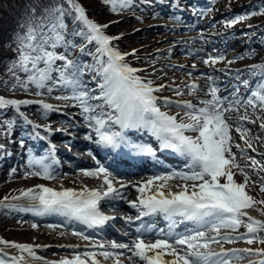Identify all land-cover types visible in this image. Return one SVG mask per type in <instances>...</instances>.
<instances>
[{"label":"snow or ice","instance_id":"6c2138e0","mask_svg":"<svg viewBox=\"0 0 264 264\" xmlns=\"http://www.w3.org/2000/svg\"><path fill=\"white\" fill-rule=\"evenodd\" d=\"M103 2L110 5V10L113 12L126 9L131 4V0H103ZM29 15L30 19L26 21L23 32L17 34L15 41L18 58L13 68L27 76L26 80L20 82V87L27 90L29 85H34L38 90L37 95L42 94L39 91L42 89L51 93L56 86L70 89L71 96L56 98L72 99L78 103L82 112L86 114L85 120L93 127L98 137L96 141L98 145L110 148L124 145L135 150L138 155L155 157L157 149L150 145L133 144L123 134L124 130L128 129H146L155 137L159 150L171 151L185 160L186 171H172L169 174L151 177L137 187L136 190L140 193L137 201L129 202L131 207L138 209L137 220L143 216L162 214L164 219L171 222L169 231L153 232V229L141 225L136 228L137 236L131 246L113 241L111 247L127 249L131 253L127 259L132 261V264H232L233 259L240 260L249 255L259 257L256 261L249 260V264H264V248L225 249L223 247V242L235 243L240 240L249 245L264 244V220L255 219L245 211L256 204H264V200L256 201L246 191L250 178L236 163V153L232 151L230 134L233 121L230 115H226L231 112L239 113L240 108L243 107L244 112L237 116V120L255 123L256 121L248 114L249 108L252 109L253 115L259 110L262 115L257 116V119H264V65L249 66L248 72L257 79L252 84L247 79L242 81L249 90V94L245 97L236 95L239 89L235 87L231 99L229 96L220 95L216 81L208 75L210 84L206 95L211 98L200 100L201 107L190 101L178 102L177 106L184 110V116L178 120L176 115L162 112L157 106L158 98L154 93L161 91L164 86L154 88L152 81H143L135 75L140 70L124 63L125 56L129 54H121L112 47V41L120 37L106 35L104 29L108 25H101L89 19L85 8L77 0H36L34 6L29 9ZM255 15H264V7L247 16H237L225 26L231 27ZM68 16L73 17L75 28H68L65 22ZM76 36L83 37L89 44L97 45L95 62L88 71L99 77L96 84L98 93L89 90L82 81L86 66L79 59L71 60L58 52L60 48L75 49L76 44L70 37ZM80 52L83 54L85 48L81 47ZM58 61L62 63L57 64ZM210 62L215 64L217 60L209 57L204 61L205 64ZM232 62L228 61L229 64ZM13 75L15 76V72ZM16 78L19 80V77ZM236 78L239 79V76ZM190 89L195 91L197 85H191ZM176 94L183 93L177 89ZM92 101L95 103H91ZM31 103L40 104L46 111L54 110L52 105L43 101L5 99L0 96V109L12 106L19 111L21 105ZM164 103L168 105L173 102L165 99ZM106 108L110 110L107 113ZM112 125H118L121 131H112ZM260 127L264 128V122ZM236 131L240 132V127H237ZM186 133L194 135H186ZM88 138L91 139V136ZM240 138L244 139V135L242 134ZM235 147L239 148V145ZM248 147H251L250 143ZM249 159L253 167L260 163L254 157ZM30 163L39 165L40 170L26 173V177L55 179L49 166L42 160H34ZM233 168L244 175L243 183L235 181ZM260 168L264 170V164H261ZM83 175L102 179L104 190L84 187L81 191L71 188L57 191L42 184L37 185L36 188L21 192V197L38 201L35 207L26 210L34 211L39 215L58 214L77 220L89 228L103 225L109 219H115L100 212V202L105 198H123L120 189L127 188L128 185L121 183L120 189L114 187L112 174L103 165L85 170ZM221 178L224 180L223 183ZM176 179L185 183L177 186L178 191H173L168 182ZM260 190L264 192V178H261ZM18 198L13 197V199ZM261 214L264 215V212ZM176 217L181 218L179 223L191 222L194 227L186 228L183 232L174 231L178 224ZM127 220L131 221L132 217H128ZM241 226L246 231L232 235L237 233ZM222 229L225 230L223 234ZM147 232H153L155 236L161 238L155 239L154 242H146L144 234ZM73 234L88 239L82 233ZM0 243L38 259L32 245L3 240H0ZM212 244L221 245L219 251L213 249ZM101 255L108 259L113 254L104 251ZM23 260V256L12 257L11 264H20ZM0 264H5V261L0 259ZM58 264H100V261L94 252L85 251L82 256L78 254L72 259H63ZM115 264L122 262L117 258Z\"/></svg>","mask_w":264,"mask_h":264},{"label":"rangeland","instance_id":"374dc122","mask_svg":"<svg viewBox=\"0 0 264 264\" xmlns=\"http://www.w3.org/2000/svg\"><path fill=\"white\" fill-rule=\"evenodd\" d=\"M135 1L136 0H131V4L128 8L122 9L119 12H114L116 13L117 17H120L122 18V20H124V26H123L124 28L119 30L120 33L118 34V37L127 39L128 44L130 45L131 53L134 52V54L129 55L131 58H133V60L129 61L130 64L137 66L138 68H135V69L140 70V73H142L143 76L147 77L149 81H152V84L161 85L162 83L167 82V81H177V79H181V81L186 80L187 77L186 75H183V68L174 66L175 63L177 64L183 63L181 62L182 60L180 58L181 57L183 58L184 55L181 54V51L178 53V49L177 51L172 52L170 50V46H172L173 44H179L181 49L185 48V46H183V43L181 41L183 39L180 40L179 38L181 36H188L189 37L188 39L190 41V39L194 37L193 35H195L197 31L189 32V31H184L183 29H181L180 31H177V32H170L169 28L172 27V25H174L170 18H163L167 26L164 25V26H161V28H158L157 30L154 29L153 31H149L148 28H150L151 26L162 25L164 22H159L158 20H155L157 19V17H150L149 14L142 11L144 6H141V8L136 7L134 4H132ZM242 3H246L247 5L251 4L252 6L257 5V4H260V5L258 7L254 6L251 9H246L245 7H243L244 12L238 11L231 18H228V16L225 17L222 15ZM261 3L264 4V0H216V6L212 10V12L218 16V19L216 20V22L223 23V26H225L228 21L234 19L237 16H241V13H243L242 15H245L249 11H252V12L258 11L260 8L264 7V5H262ZM153 16H162V15L153 14ZM263 20H264V15H255V16H251L249 21H245V22L239 21L235 25L231 27H227V28L241 31L240 28H242L245 24H247L249 26H253L250 29V31H253L256 28H258V27H255L256 25H259V26L262 25L260 22ZM168 25L170 26L168 27ZM179 25H182V24H179ZM234 36L235 34L232 35L231 38L236 42L240 36H235V37ZM77 37L78 36L70 37V39H72L73 42L76 44L75 49L66 50L64 48H60L58 52L59 54L66 55L68 59H71V60L79 59L81 63L86 66L84 69V75L82 76V79L91 80L94 77V74L92 73L91 76L87 77L85 76V73L87 74L89 72L88 68H90L95 62L94 57L96 56V50L94 51L93 47L96 48L97 45L95 43H92V45H88L86 40L83 41V39H80L79 37L78 38ZM260 41L261 40L257 39L255 43H259ZM238 46L241 47L243 45L242 43H240V45ZM81 47L85 48V52L83 54H81L80 52ZM169 51H171L172 54L170 57H167V53ZM124 60L125 62L127 61L126 59ZM192 62L193 61H188L187 64L185 63L184 65L190 66L191 68ZM60 63L62 62L60 61L57 62V64H60ZM198 65H201V64H198ZM174 71L177 72L178 76H176V73H173ZM17 75L16 77H19V80L16 77H14L13 80L10 81V85L7 88L1 86L2 87V89H0L1 96L5 97V94H9L14 97H28L27 100L29 101H43L44 103H47L53 106L55 103H57V101H55L57 100L56 97L72 95V92L70 89H66L61 86L54 87L51 93L43 89L39 90L42 94L37 95L36 92L38 90L35 88L34 85H29L27 90L20 87V82L23 80H26L27 76L26 78H20L22 75L21 74H19L18 76ZM169 78H175V80H170ZM57 87H60V89L55 91L54 89ZM161 90L162 91H158L155 93L163 97L169 94V91L172 90V88L164 86ZM162 104L164 105L165 109H168L169 107H171L170 104L168 105H165V103H162ZM53 108H55V106H53ZM74 111L78 113L76 109ZM257 113L261 114L259 110H257ZM261 122H264V119H261ZM78 123L83 124L85 126H90L89 123L81 119H79ZM254 126L255 125H253V127ZM60 128H62L64 131H67L68 133L74 136V130L71 129L70 125L60 127ZM258 131L261 132V136L257 135ZM244 132H246L245 129H244ZM250 133L253 134L252 137L255 138L252 141V145H254L259 151H263V150H260V148H258L255 145V143L258 141L264 140V128L251 129ZM242 156L249 158L247 153L242 154ZM241 161L243 162V164L241 165V168L244 167V164H246L249 168L252 167V164L248 162V160L241 159ZM261 164H264V158H262ZM232 171L234 173L235 181L237 183H243L244 175H242L241 172L236 168L232 169ZM244 171L248 174L250 178L249 185L246 188V191L248 192V194L252 196L254 200L256 201L264 200V192H261L260 185L258 184V182H254V180L261 181V178H264V176L261 174L258 175V173H254V172H257V170L251 171L250 169L249 170L246 169ZM8 173L10 172H7V173L4 172L2 175H0L2 178L0 180V196L7 194V192H9V194L12 193L11 194L12 196H17V197L21 196V192L19 191L11 192V190H12V187H15V186L21 187L20 182H22L24 178L19 177L18 175H11L10 173V176L12 178L10 180L9 185H6V182L8 179H5L3 175L8 174ZM68 177H69L68 180H63L66 182H58V184L64 183V185L65 184L74 185V186H79V187L83 185H94V184L103 185V182H101L100 179L86 177L81 173L73 172V173H70ZM254 207L259 212V214L264 218V215L261 214L262 212H264V204H257ZM1 208H0V217L2 218V220H0V240H2L1 238H3V240L6 239V240H9V242L21 243V242L36 241V239H38L39 241H42L45 239L43 237L39 238L38 236L40 235V231L44 229L45 227H47L46 225L41 224V225H38V228H36L35 230L27 231L25 230L27 227L26 225H24L23 227H20V225L16 223H12L11 221H8L10 218L13 217L12 213L7 210L1 209ZM15 220L18 221L17 219ZM24 222L27 225H30L31 227L34 225L33 222H31V220L29 219H27ZM56 233L58 232L54 231L53 233H48L46 235V238L47 239L53 238L54 236H56ZM67 240L74 242L77 239L74 237L72 239L68 238ZM242 244H246L247 246V243L243 240L237 241L235 243L225 242L224 246H241ZM252 245L259 246V248H264V244L253 243ZM64 255L67 256L68 254L67 255L64 253L58 254L59 257H62ZM248 257L249 256H247V258ZM234 260L240 261V260L233 259V261Z\"/></svg>","mask_w":264,"mask_h":264},{"label":"bare ground","instance_id":"6f19581e","mask_svg":"<svg viewBox=\"0 0 264 264\" xmlns=\"http://www.w3.org/2000/svg\"><path fill=\"white\" fill-rule=\"evenodd\" d=\"M143 11L144 12H147V13H153L154 11H155V9H153L152 7H150V9L149 8H146V9H143ZM161 12V11H160ZM242 16H247V15H242ZM159 21H165V20H161V19H158ZM248 20V18L247 19H245V20H242V21H247ZM167 26V25H166ZM158 29V28H161V27H157V26H155V27H151L150 28V30L151 29ZM248 29H250V28H247V29H245L246 31L248 30ZM170 30H174V31H179L180 30V27H178V26H172L171 27V29ZM259 34H264V27H262V28H260V29H258V32H257V35H255V34H252V35H249V34H247L246 36H244V34H242V35H239L240 37H242V38H239L238 40L239 41H243V47L244 48H247V51L246 52H243L242 51V49H240L239 50V52H238V54H239V56H241V57H243V58H240V61L238 62V64H240V63H242V64H244V65H242V67H241V70L244 68V67H246L247 65L246 64H248V65H264V42H260L259 44H253L254 42H255V39L258 37V35ZM247 38V39H246ZM231 40V39H230ZM229 40V41H230ZM232 42H234V41H232ZM220 43H221V41H220ZM226 43H229V42H227L226 41ZM178 46V45H177ZM176 46V47H177ZM214 46H216V45H214ZM174 49V48H173ZM228 58L226 57V59H224V64H226V66L227 65H230V69H231V66H235V65H233L234 63H226L225 61L227 60ZM182 60L183 61H187L188 59L187 58H182ZM222 63L220 62V61H217L216 62V65H213L212 67H209V69H212L213 67H215V66H220V67H225V66H223V65H221ZM191 65H196V63H193V64H191ZM205 65V64H204ZM213 70V69H212ZM244 71H246V69H243ZM215 72L217 71V70H214ZM188 76H190L191 77V73L188 75ZM228 78V77H227ZM170 80H175V78H169ZM194 79H196V78H193L192 80H189V81H191V82H193V83H195V84H197V90H195V91H192V90H189V93L187 94V95H185L186 93H187V91L185 90V89H181V85H178L179 84V82H177V81H167V83H169V84H175V85H178V86H176V89H174V91H171V94H172V96L173 95H177L176 94V90L177 89H179L183 94L182 95H178V97H174V98H178V99H184L185 101L187 100V99H191L192 100V103L193 104H197V105H199V106H202V105H200L199 104V101L200 100H203V99H200V96H205V93H206V90H207V88H208V86H209V84H210V82L208 81V79H207V77H205V78H201V77H198L195 81H193ZM96 80V79H95ZM215 80V79H214ZM216 81V80H215ZM91 83L92 82H89L88 84H87V88L89 89V90H91L90 89V86H91ZM171 84V85H172ZM173 86V85H172ZM58 90L60 89V87H58L57 88ZM222 89V88H221ZM93 90V89H92ZM93 91H95V90H93ZM226 94H228L227 92H226ZM220 95H222V96H225L223 93L222 94H220ZM230 97V96H229ZM211 97L209 96V95H207V96H205V98L204 99H210ZM69 100H72V99H57V100H55V101H57V104H60L62 101H69ZM91 103H95V101H92ZM34 106V108H36V109H38V108H40L41 109V107H39L37 104H34V103H31V104H28V106L27 107H33ZM77 106V105H76ZM107 109V108H106ZM182 109V107H178L177 106V108H175V109H173L175 112V115L180 119L181 117H183L184 115V111L183 110H181ZM242 110H244V108L242 109ZM97 111H99V110H97ZM229 115H231L230 113H228ZM237 114H240V113H237ZM258 116H259V114H257ZM56 119H58V122H60L59 124H61V122H62V124H65V123H67L66 121H64V119H63V117H61V116H59V115H57L56 116ZM232 121H233V123L232 124H234V125H238L237 124V118L235 119H232ZM42 122H44V121H42ZM45 122H48V123H51L52 121H45ZM58 123L56 122V123H54V122H52V125H54V126H56ZM253 124V123H252ZM256 128H258L257 126H256ZM254 129V128H253ZM73 130L75 131V133L76 134H80V135H84V132H85V130L84 129H78L77 127H75V126H73ZM232 132L233 131H231L230 132V134H231V136H232ZM56 134V136L59 138V139H64V138H66V136H64L61 132H56L55 133ZM258 135H260L261 136V132L260 131H258ZM248 138H249V141H247L248 142V144L250 143H252V139H253V137L252 136H250V135H248ZM85 142L86 141H81V142H73V144H75V145H80V146H84V144H85ZM235 145H237L236 143H235ZM238 145H239V148H237L238 149V151H245V149L247 150L248 148L246 147H244V144L243 143H238ZM255 145L257 146V147H259L260 148V150H263V151H253V150H251V149H248V152H249V154H248V156L249 157H254L257 161L259 160V159H262V158H264V140H261V141H258V142H256L255 143ZM82 148V147H81ZM245 148V149H244ZM83 153H86V150H83ZM63 156H65V157H68V156H72L70 153H63ZM82 156H84V155H82ZM85 157V156H84ZM239 159H241V157L239 158V157H236V163L238 164L239 162H238V160ZM245 159H247V158H245ZM248 161L250 162L251 160L250 159H248ZM256 166H258V168H253V169H257V171H258V174L260 175H263L264 176V170H261V168H260V166H259V164H257ZM246 167V166H245ZM85 170H89V169H84V170H80V169H78L77 170V172H79V171H85ZM25 171L26 170H24V171H22V169H19L17 172H16V174L19 176V177H22V178H24L23 180H22V182H20V184H21V187H17V186H15V187H12V190H11V192H17V191H19V192H22V191H26L27 189H29V188H36V186L37 185H44L45 187H50V188H53V189H55V190H57L58 188H62V187H64V186H60V187H58V188H56V186H53L52 184H49L47 181H45V180H40V179H38L37 177H35V176H27L26 177V174H25ZM76 172V171H75ZM261 172H263V173H261ZM5 173H7L6 171H5ZM3 177L5 178V179H8L7 180V182H6V185H9V183H10V180H11V176H10V173H8V174H4L3 175ZM2 178L0 177V180H1ZM258 184H260V181H258ZM171 190H173V191H175V189L172 187L171 188ZM10 192V193H11ZM12 194V193H11ZM124 195L125 196H128V195H130L129 193H124ZM1 208V207H0ZM2 209V208H1ZM9 209H12L13 210V213H14V216L12 217V218H10L8 221H11L12 223H16V224H18V225H20V227H23L24 225H26L27 227H26V229L25 230H27V231H33V230H35L36 228H38V225H36L35 227H31L30 225H27L24 221H26L27 219L26 218H24V217H26L25 215H23V212H19L18 210H19V207H17V206H14V207H9ZM8 209V210H9ZM245 211L248 213V215L249 216H252V217H254L255 219H258V220H264V218L261 216V215H259V213H258V211L253 207V208H251V209H245ZM15 219H17L18 221H16ZM0 220H2V218L0 217ZM242 227V226H241ZM54 231H57L58 233H56V236H54L53 238H50V239H47L46 238V235L48 234V233H53ZM225 230H221V232H224ZM211 234V233H210ZM39 238L40 237H43V238H45L44 240H42V241H39L38 239H36V241H34V243H39V247L38 248H36L35 250H34V253L35 254H42V255H47V256H55V255H57L56 253L57 252H60L61 251V248H57L56 246L57 245H60V244H64V243H66L65 242V240H67L68 238H74V236L70 233V232H67V231H65V230H58V229H56V228H54V225H52V224H50V225H47V227H45L44 229H42L41 231H40V235L38 236ZM85 241L86 240H84V242L83 243H85ZM46 245H48V247L46 246ZM66 246V245H65ZM213 246H216V248L215 247H213ZM211 247L213 248V249H220V247H221V245H217V244H212L211 245ZM255 247H258V246H255ZM2 250H3V252L4 253H7V252H11V253H13V249L15 250V248L14 247H11V246H5V247H0ZM109 248H112L111 247V245L110 246H108L107 247V249H101V248H99L98 247V245L97 244H94V245H92V247H90L89 248V250H90V252H94L95 254H101L102 252H104V251H108V250H112V249H109ZM244 248V246H242L241 248H238V249H243ZM112 251H114V250H112ZM62 253H64V254H66L67 255V252L66 251H61ZM109 252V251H108ZM112 254H113V252H111ZM9 254V253H8ZM23 255H26L27 256V259L26 260H28L27 262H25L24 264H29L30 262H35V264H44V263H41V259H34L33 257H31V256H29L27 253H23ZM36 256V255H35ZM113 256H114V254H113ZM30 258H33V259H30ZM123 256L122 257H120V259H121V261L123 260ZM167 258H169V259H171V257H167ZM243 259L244 258H242V259H240V261H233V264H247L249 261H246V262H242L243 261ZM245 259H250V260H252V261H256V260H258L259 259V257H257V256H255V255H251L250 256V258H245ZM242 260V261H241ZM20 264H22L21 262H20ZM45 264H48L47 262L45 263Z\"/></svg>","mask_w":264,"mask_h":264},{"label":"trees","instance_id":"16d2710c","mask_svg":"<svg viewBox=\"0 0 264 264\" xmlns=\"http://www.w3.org/2000/svg\"><path fill=\"white\" fill-rule=\"evenodd\" d=\"M77 2L95 22L108 25L104 29L105 32L116 34L120 30L122 21H112L114 14L110 10L111 6L105 4L103 0H77ZM35 3L36 0H0V83L5 86L14 76L13 72L15 74L20 72L13 68L18 58L16 36L23 32L26 21L30 19L29 9ZM65 22L70 28L76 27L72 16H68ZM112 44L121 49L128 48L126 40H113Z\"/></svg>","mask_w":264,"mask_h":264}]
</instances>
